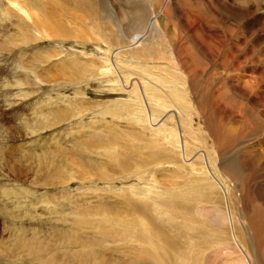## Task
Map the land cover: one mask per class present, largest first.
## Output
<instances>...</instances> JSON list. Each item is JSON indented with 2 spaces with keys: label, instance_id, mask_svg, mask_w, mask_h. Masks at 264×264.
<instances>
[{
  "label": "bare ground",
  "instance_id": "1",
  "mask_svg": "<svg viewBox=\"0 0 264 264\" xmlns=\"http://www.w3.org/2000/svg\"><path fill=\"white\" fill-rule=\"evenodd\" d=\"M109 1L128 6L114 33L97 30L107 48L99 75L129 98L113 112L127 111L125 126L138 132L124 156L120 136L109 133V144L124 181L135 183L101 212L76 209L90 216L71 224L77 230L55 253L35 235L15 240L26 251L9 252L37 264H264V16L256 13L264 6ZM49 115L52 126L62 121L60 111Z\"/></svg>",
  "mask_w": 264,
  "mask_h": 264
},
{
  "label": "rangeland",
  "instance_id": "2",
  "mask_svg": "<svg viewBox=\"0 0 264 264\" xmlns=\"http://www.w3.org/2000/svg\"><path fill=\"white\" fill-rule=\"evenodd\" d=\"M192 1L200 5L233 1L240 6L260 1L264 6V0ZM153 3L161 4L160 0ZM176 3L190 6L188 0ZM122 6L128 4L0 0V264H34L18 251L9 252L15 245L26 251L15 240L33 235L46 255L55 253L65 236L77 230L73 222L109 208L135 183L124 181L122 163L113 160L109 144V133L120 136L118 148L124 156L131 146L132 130L138 132L125 126L127 111L116 116L113 112L116 106L125 107L129 98L99 75L107 48L98 41L97 30L104 25L114 33L113 20ZM261 8L256 13L264 16ZM93 26L99 28L94 31ZM197 60V64L202 61ZM167 64L158 62L157 66ZM214 70L230 71L228 67ZM59 111L62 121L52 126L49 114ZM5 160L9 163L4 164ZM131 164L135 167L141 162ZM76 209L90 212L74 216ZM95 218L103 222L99 215ZM96 230L98 237L108 227ZM96 230L87 228L86 235L94 237Z\"/></svg>",
  "mask_w": 264,
  "mask_h": 264
}]
</instances>
